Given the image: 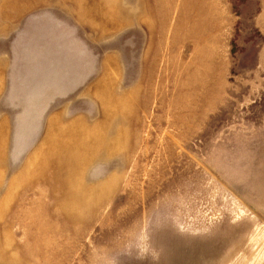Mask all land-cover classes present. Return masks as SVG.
<instances>
[{
	"label": "rangeland",
	"instance_id": "374dc122",
	"mask_svg": "<svg viewBox=\"0 0 264 264\" xmlns=\"http://www.w3.org/2000/svg\"><path fill=\"white\" fill-rule=\"evenodd\" d=\"M0 264H264V0H0Z\"/></svg>",
	"mask_w": 264,
	"mask_h": 264
},
{
	"label": "bare ground",
	"instance_id": "6f19581e",
	"mask_svg": "<svg viewBox=\"0 0 264 264\" xmlns=\"http://www.w3.org/2000/svg\"><path fill=\"white\" fill-rule=\"evenodd\" d=\"M205 1H207V2H208L209 0H205ZM211 1H212V0H211ZM211 6H213V7L215 8V6H216V5H214V4L212 3V5H211ZM211 6H210V7H211ZM205 11H206V10H205Z\"/></svg>",
	"mask_w": 264,
	"mask_h": 264
}]
</instances>
